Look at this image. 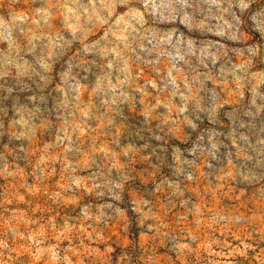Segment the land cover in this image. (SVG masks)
Returning <instances> with one entry per match:
<instances>
[{
  "label": "clouds",
  "instance_id": "9594fccd",
  "mask_svg": "<svg viewBox=\"0 0 264 264\" xmlns=\"http://www.w3.org/2000/svg\"><path fill=\"white\" fill-rule=\"evenodd\" d=\"M0 181V264H264V0H0Z\"/></svg>",
  "mask_w": 264,
  "mask_h": 264
},
{
  "label": "rangeland",
  "instance_id": "374dc122",
  "mask_svg": "<svg viewBox=\"0 0 264 264\" xmlns=\"http://www.w3.org/2000/svg\"><path fill=\"white\" fill-rule=\"evenodd\" d=\"M141 178L144 182L145 185L149 184V180L147 179L146 176H144L143 174H141ZM55 177L50 178L51 180H54ZM49 181V182H50ZM2 183H6V181H0V184ZM204 181L201 180V184H203ZM196 194L200 195L201 194V189L200 187H196ZM136 193H133V196H135ZM211 195H213L212 193H206L205 194V198L210 197ZM157 199L161 200L163 199L162 195L158 194L157 195ZM29 200L34 201L33 206H35V202H38L40 204V206L42 208H44L45 211V215H49V214H54L55 213V209L53 207L50 206V202L47 200L46 196L43 194V192H40L39 194H37L35 197L31 196V195H27L25 197V202H23L22 204L18 205L20 207H25L27 208L28 204L27 202ZM216 203H222L221 201H216ZM17 205L13 204V205H9V207H15ZM174 219V218H173ZM132 225H131V221H128V230L127 232L124 230V222H118V223H112L108 226V228L105 230L106 231V239L109 241V243L115 241L117 244L123 246L125 244H128L129 246H131L132 240H131V236L130 233L132 232ZM147 239H145V243H147ZM103 250L101 249V252ZM90 259H95V257H92ZM190 259H186L184 261H179L176 260L175 257H171V258H164L161 261V264H190ZM20 261L24 262V264H30L29 261V257L27 255V253L22 252L21 256H20ZM84 264H88V259H85ZM245 264H255V261H246Z\"/></svg>",
  "mask_w": 264,
  "mask_h": 264
}]
</instances>
